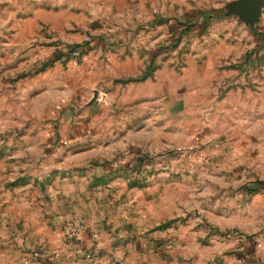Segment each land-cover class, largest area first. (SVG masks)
Listing matches in <instances>:
<instances>
[{
	"label": "rangeland",
	"instance_id": "1",
	"mask_svg": "<svg viewBox=\"0 0 264 264\" xmlns=\"http://www.w3.org/2000/svg\"><path fill=\"white\" fill-rule=\"evenodd\" d=\"M238 1L0 2V189L44 190L66 150L102 137L124 163L109 207L154 242L136 264L264 263V185L248 190L264 183V5Z\"/></svg>",
	"mask_w": 264,
	"mask_h": 264
},
{
	"label": "crops",
	"instance_id": "2",
	"mask_svg": "<svg viewBox=\"0 0 264 264\" xmlns=\"http://www.w3.org/2000/svg\"><path fill=\"white\" fill-rule=\"evenodd\" d=\"M76 1L34 0V8L40 10L42 5L47 4L58 9L63 5L73 6ZM101 99L103 97H99L98 104L81 105L85 122L93 124L97 120V110L103 107ZM91 136L83 138L86 146L65 151V178L49 181L44 190L23 183L18 189L8 186V189L5 186L0 189V264H22L30 258L27 254L30 246L46 248L49 256L56 254L51 259H41L32 264H87L83 255L93 251L96 264H136V253L153 242L147 240L140 243L138 239H133L136 229L131 223L136 219L124 213L122 207H109L114 201L113 189L109 192L111 182L117 170L120 173L124 167L122 155L117 156L116 152L104 150L102 146H91L92 142L102 140V137L92 139ZM76 139L80 140V135ZM72 142L79 144L74 139ZM61 151H53L52 155L63 156ZM55 161L59 166V160ZM71 220H77L81 225L79 247L83 252L75 254L73 243L69 246V253L60 254L61 227Z\"/></svg>",
	"mask_w": 264,
	"mask_h": 264
},
{
	"label": "built area",
	"instance_id": "3",
	"mask_svg": "<svg viewBox=\"0 0 264 264\" xmlns=\"http://www.w3.org/2000/svg\"><path fill=\"white\" fill-rule=\"evenodd\" d=\"M81 234H82L81 225L77 222L69 221L67 223H64L63 225V229L61 233V242L63 244H68V243L78 244L77 242L80 241ZM80 250H81L80 247H76L77 253H79ZM52 255L53 257L56 256V254H50L49 256L48 253H44V252L40 253L39 251H34L30 256V259L35 261L46 258L51 259ZM83 256H84V260L87 261L89 264H96L94 255H91L89 252H86L84 253ZM23 264H30V260L25 259L23 261Z\"/></svg>",
	"mask_w": 264,
	"mask_h": 264
},
{
	"label": "trees",
	"instance_id": "4",
	"mask_svg": "<svg viewBox=\"0 0 264 264\" xmlns=\"http://www.w3.org/2000/svg\"><path fill=\"white\" fill-rule=\"evenodd\" d=\"M89 40L84 41L83 43L79 44V45H71L68 47V49L66 50V52H64L63 54L67 57H78L80 56L83 52L87 51L89 49ZM58 56V55H57ZM56 56V57H57ZM264 185L263 182H257V183H253L251 185V188H249V193L251 192H256L258 191L259 187Z\"/></svg>",
	"mask_w": 264,
	"mask_h": 264
},
{
	"label": "water",
	"instance_id": "5",
	"mask_svg": "<svg viewBox=\"0 0 264 264\" xmlns=\"http://www.w3.org/2000/svg\"><path fill=\"white\" fill-rule=\"evenodd\" d=\"M239 11H249L257 14L261 7L264 5V0H239L237 2Z\"/></svg>",
	"mask_w": 264,
	"mask_h": 264
}]
</instances>
